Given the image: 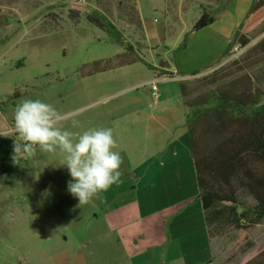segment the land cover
I'll list each match as a JSON object with an SVG mask.
<instances>
[{
    "label": "rangeland",
    "instance_id": "rangeland-1",
    "mask_svg": "<svg viewBox=\"0 0 264 264\" xmlns=\"http://www.w3.org/2000/svg\"><path fill=\"white\" fill-rule=\"evenodd\" d=\"M225 2L211 24L193 30L202 0H0V133L5 135L0 141L14 145L19 139L14 114L24 100L53 105L62 116L59 126L82 134L102 129L90 121L123 116L135 106L138 91L154 80L157 87L176 84L180 93L184 79L214 71L229 73L226 80L246 74L264 93V55L251 50L264 39L261 25L252 30L264 18V5L255 10L253 0H204L203 5L213 11ZM94 12L118 29L131 50L90 22ZM234 28L249 43L222 58ZM193 71L200 73L192 77ZM112 132L113 151L122 158L120 182L85 205L67 190L72 178L59 150L45 153L37 147L34 156L4 161L0 264H131L124 252L112 249L115 238L102 219L103 198L109 201L133 185V135L124 131L121 139L117 129ZM238 193L241 205L253 204ZM210 234L211 264H241L264 249V222L246 231L212 226ZM248 242L252 247L246 250Z\"/></svg>",
    "mask_w": 264,
    "mask_h": 264
},
{
    "label": "crops",
    "instance_id": "crops-1",
    "mask_svg": "<svg viewBox=\"0 0 264 264\" xmlns=\"http://www.w3.org/2000/svg\"><path fill=\"white\" fill-rule=\"evenodd\" d=\"M179 94L173 83L139 90L123 116L90 121L91 127L117 129L121 139L124 131L133 135V185L101 201L106 233L115 238L112 249L124 252L131 264L212 263Z\"/></svg>",
    "mask_w": 264,
    "mask_h": 264
},
{
    "label": "trees",
    "instance_id": "trees-1",
    "mask_svg": "<svg viewBox=\"0 0 264 264\" xmlns=\"http://www.w3.org/2000/svg\"><path fill=\"white\" fill-rule=\"evenodd\" d=\"M226 4H220L213 11L202 5L200 17L192 29L199 30L211 24L214 15ZM262 5L264 0H253L252 10ZM92 14L91 23L107 33L114 43L131 50L105 16L96 12ZM260 29L264 32V22ZM248 43L246 35L235 31L222 58L228 56L234 47L243 48ZM251 50L264 55V39ZM238 68L241 71L244 67ZM199 73L193 71L190 76ZM229 76V73L214 71L179 83L198 199L209 236L212 226H230L246 231L264 222V93L253 86L249 75L226 80ZM0 155V167L8 159L13 162V145L9 139L0 141ZM239 191L252 199L251 206L241 205ZM251 247L252 243L248 242L246 250ZM241 264H264V249Z\"/></svg>",
    "mask_w": 264,
    "mask_h": 264
},
{
    "label": "clouds",
    "instance_id": "clouds-1",
    "mask_svg": "<svg viewBox=\"0 0 264 264\" xmlns=\"http://www.w3.org/2000/svg\"><path fill=\"white\" fill-rule=\"evenodd\" d=\"M61 120L53 105L39 99L18 104L14 132L19 139H15L12 159L18 162L34 156L37 147L45 153L54 154L59 150L64 157L63 166L72 178L67 190L78 199L79 206L85 205L120 182L122 158L113 151L117 143L111 128H93L76 134L63 130L59 126Z\"/></svg>",
    "mask_w": 264,
    "mask_h": 264
},
{
    "label": "built area",
    "instance_id": "built-area-1",
    "mask_svg": "<svg viewBox=\"0 0 264 264\" xmlns=\"http://www.w3.org/2000/svg\"><path fill=\"white\" fill-rule=\"evenodd\" d=\"M80 1L81 0H76V2H80ZM163 79H165V77H163ZM150 88H151L152 91H156L157 90V86H156V81L155 80L150 83Z\"/></svg>",
    "mask_w": 264,
    "mask_h": 264
}]
</instances>
